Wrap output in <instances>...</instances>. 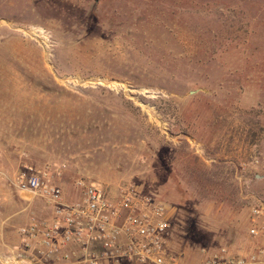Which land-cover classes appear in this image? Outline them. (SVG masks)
<instances>
[{
    "label": "rangeland",
    "instance_id": "374dc122",
    "mask_svg": "<svg viewBox=\"0 0 264 264\" xmlns=\"http://www.w3.org/2000/svg\"><path fill=\"white\" fill-rule=\"evenodd\" d=\"M23 165L158 197L179 264H264V0H0V256L44 215Z\"/></svg>",
    "mask_w": 264,
    "mask_h": 264
},
{
    "label": "built area",
    "instance_id": "2783aa9c",
    "mask_svg": "<svg viewBox=\"0 0 264 264\" xmlns=\"http://www.w3.org/2000/svg\"><path fill=\"white\" fill-rule=\"evenodd\" d=\"M58 177L50 167L21 166L15 188L26 201L41 200L44 215L17 229L18 243L0 264H179L167 248L171 209L158 197L135 184L112 193L84 179L66 195Z\"/></svg>",
    "mask_w": 264,
    "mask_h": 264
}]
</instances>
